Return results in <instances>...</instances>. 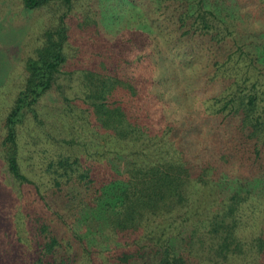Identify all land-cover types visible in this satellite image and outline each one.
Listing matches in <instances>:
<instances>
[{
  "label": "trees",
  "instance_id": "trees-1",
  "mask_svg": "<svg viewBox=\"0 0 264 264\" xmlns=\"http://www.w3.org/2000/svg\"><path fill=\"white\" fill-rule=\"evenodd\" d=\"M52 1L20 3L33 10ZM55 1L61 13L25 58L2 119L5 171L31 194L4 210L5 224L13 213L18 224L2 238L0 264H264V20H254L264 0H168L161 10L150 0V10H137L144 17L131 15L133 44L124 47L141 51L138 61L115 65L102 48V67L77 76L78 116L109 142L95 150L53 142L42 128L38 105L68 60L75 2ZM158 112L176 139L172 155L122 149L123 141L171 140L150 129ZM31 121L44 131L35 181L19 141ZM112 142L121 151L111 154ZM207 189L215 194L208 203Z\"/></svg>",
  "mask_w": 264,
  "mask_h": 264
},
{
  "label": "rangeland",
  "instance_id": "rangeland-1",
  "mask_svg": "<svg viewBox=\"0 0 264 264\" xmlns=\"http://www.w3.org/2000/svg\"><path fill=\"white\" fill-rule=\"evenodd\" d=\"M144 1L146 0H75L68 18L70 32L67 42L68 60L63 65L55 85L38 105L39 116L45 122L42 128L50 133L51 141L57 142L63 139L80 143V145L87 142L92 150L101 149V145L108 146V138H105V134L98 130L97 125H91L78 116L83 109L79 105L82 104V90L77 88V76L81 75L79 72L91 64L98 63L101 66L98 60L104 59L105 55L98 52L102 48H106L109 60L115 65L119 62L126 66L131 60L138 61L141 51L128 54L124 46L133 44L128 40V23L136 17V12L144 17L137 10H150V0L147 1L146 7H143ZM151 2V10H161L168 0H152ZM60 11L57 9L55 0L47 6L33 10L25 9L20 0H0V252L3 244L2 238L10 236L11 226L18 224L17 213L9 216L11 220L9 225L5 224L4 210L8 211L7 207L14 199L17 200V202L14 201L15 208L17 205H24L31 194L30 185L23 187L19 193L18 187L10 183L5 171L1 159L2 119L12 104L14 93L18 90L19 82L24 76L25 58L31 55L38 45L41 32L55 23V18L61 13ZM254 14V17H257L254 19L256 22H259V18L264 20V13L260 16L257 13ZM96 20L99 25L94 24ZM157 119L156 124L150 129L159 131L172 141L161 137H157L156 141L148 139L139 144L123 141L122 149L135 154V151L142 152L140 149L143 147L152 153L155 152L153 158L172 155L174 151L172 143L176 139L169 136V120L159 112ZM38 127L41 126L34 121L27 122L21 130L19 140L22 166L33 181L38 180L41 174L40 154L33 153V150H36L35 144L41 142L40 136H44L43 129ZM63 144L66 146L65 143ZM111 144L109 146L111 154L121 151L114 150L115 145L113 142ZM38 148L42 150L43 146L39 145ZM75 150L79 152L81 149ZM139 156L142 157V153ZM144 156L148 157V154ZM96 157L95 162H105L103 158ZM7 191L10 192L5 195ZM212 196L213 192L207 189L204 196L207 199L205 202L208 203ZM5 216H8L6 212ZM15 234L23 237L25 232L23 228H17Z\"/></svg>",
  "mask_w": 264,
  "mask_h": 264
}]
</instances>
